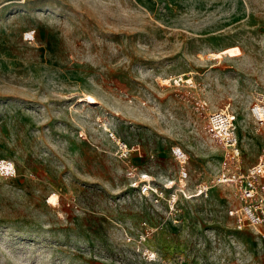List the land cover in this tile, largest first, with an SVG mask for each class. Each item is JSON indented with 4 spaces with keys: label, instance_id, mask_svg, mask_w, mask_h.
<instances>
[{
    "label": "rangeland",
    "instance_id": "374dc122",
    "mask_svg": "<svg viewBox=\"0 0 264 264\" xmlns=\"http://www.w3.org/2000/svg\"><path fill=\"white\" fill-rule=\"evenodd\" d=\"M256 92L264 0H0V264H264L225 185L181 193L172 212L139 191L145 178L165 195L172 180L192 191L195 170L212 181L224 164L255 163ZM226 106L238 162L207 127ZM145 222L154 259L137 244Z\"/></svg>",
    "mask_w": 264,
    "mask_h": 264
},
{
    "label": "built area",
    "instance_id": "2783aa9c",
    "mask_svg": "<svg viewBox=\"0 0 264 264\" xmlns=\"http://www.w3.org/2000/svg\"><path fill=\"white\" fill-rule=\"evenodd\" d=\"M196 108L204 109L205 102L198 103ZM250 111L255 122V134L262 140L260 155L255 163L246 167H242L241 164H224L212 181L201 178L198 170H195L196 180L192 191H188L184 185L174 187L176 181L172 180L171 185L165 183V188L171 189L166 195L155 179L145 178L139 185L140 193L152 195L156 202L165 199L166 207L172 212L181 193L187 198L205 199L211 194L212 182L225 185L231 195L227 205L228 214L234 218L236 228L240 230L250 228L264 242V92H256ZM207 120L209 131L217 137L225 149V159L232 162L240 161L241 146L237 113L226 106L209 112ZM110 134L117 142L119 156L129 159L134 148L126 141L117 138L114 132L111 131ZM172 152L179 163V179H188L191 173L187 151L181 146H173ZM195 169L198 167L195 166ZM132 185L135 186V183ZM144 224L148 229L140 233L137 244L144 245L142 253L145 257L154 259L157 252L145 246L148 235L154 231V227L148 226L147 222ZM130 240H133V237H130Z\"/></svg>",
    "mask_w": 264,
    "mask_h": 264
}]
</instances>
